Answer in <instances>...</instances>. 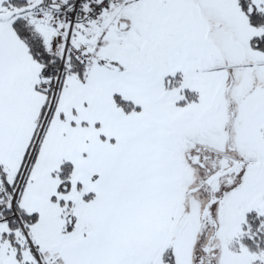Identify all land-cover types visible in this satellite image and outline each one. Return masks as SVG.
<instances>
[{
    "label": "snow or ice",
    "instance_id": "6c2138e0",
    "mask_svg": "<svg viewBox=\"0 0 264 264\" xmlns=\"http://www.w3.org/2000/svg\"><path fill=\"white\" fill-rule=\"evenodd\" d=\"M0 264H264V0H0Z\"/></svg>",
    "mask_w": 264,
    "mask_h": 264
}]
</instances>
